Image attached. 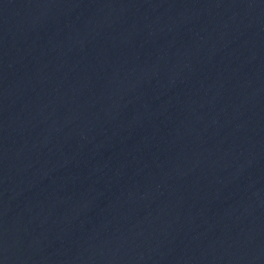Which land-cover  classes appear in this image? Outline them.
Masks as SVG:
<instances>
[{
  "label": "water",
  "instance_id": "water-1",
  "mask_svg": "<svg viewBox=\"0 0 264 264\" xmlns=\"http://www.w3.org/2000/svg\"><path fill=\"white\" fill-rule=\"evenodd\" d=\"M0 264H264V0H0Z\"/></svg>",
  "mask_w": 264,
  "mask_h": 264
}]
</instances>
